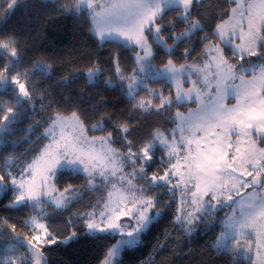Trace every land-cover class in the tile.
I'll list each match as a JSON object with an SVG mask.
<instances>
[{"label": "snow or ice", "instance_id": "6c2138e0", "mask_svg": "<svg viewBox=\"0 0 264 264\" xmlns=\"http://www.w3.org/2000/svg\"><path fill=\"white\" fill-rule=\"evenodd\" d=\"M226 2L235 7L217 11L221 8L219 0L207 7L208 0H74L72 6H56L57 12L86 13L91 24L89 32L97 46H111L107 63L116 80L105 79L104 86L119 87L132 109L141 114L161 113L175 106V127L166 132L154 129L150 139L134 143L128 137L138 125L121 123L117 118L112 130L107 129L105 121H111L114 114L101 117L90 127L85 126L77 111L70 116L57 112L50 117L51 123L44 130L50 142L31 163L14 175L7 166L15 157H4L0 200L8 192L11 199L0 207L32 213L23 223L33 234L22 239L11 225L16 244L0 250V264H15L16 247L28 249L19 257L21 264H48L45 247L70 246L82 240L104 249L99 264H121L123 255L142 243V237L168 207L167 203L159 206V191L147 195L153 189L167 191L173 198L180 190L174 223L186 236L198 232L201 225L206 231L219 225L223 230L210 242L213 249L220 254L235 253L234 259L248 256L250 264H264V63L257 62L264 61V0ZM15 3L16 0L9 3L10 11ZM169 11L177 13L176 19L184 24L182 31L176 32L175 21L164 23ZM214 20L219 22L213 25ZM193 38L203 44L197 62L191 61ZM186 40L189 43L179 51V45ZM19 43L14 35L0 39V59L9 57L0 71V89L12 86L16 101L13 107H5L0 99V111L7 113L0 123V145L8 143L6 136L17 120L15 109L33 99L29 88L35 85L26 87L18 72L16 76L7 75L22 62L16 47ZM122 51L131 52L135 64L127 76L120 64ZM160 51L167 58L157 68L153 60ZM179 60L183 62L177 63ZM52 70L51 64H33V73L50 75ZM104 72V66L94 60L85 72L73 69L71 77H62L60 83L68 86L83 74L90 87L98 86ZM24 75L30 73L26 71ZM149 79H162L165 87L153 89L147 83ZM185 83L191 86L185 88ZM141 91L152 99H138ZM230 96L234 104L227 102ZM189 102L198 107L189 109L185 116L178 108ZM104 103L101 99V106ZM92 110L97 112L99 108ZM88 131L105 134L90 137ZM116 143H122L124 151L113 147ZM158 149L165 155L159 156ZM157 161L166 166L150 172ZM65 173L72 177L83 174L84 190L68 184L61 191L57 181ZM97 189L106 196L92 204L91 211L68 217L66 235L59 236L51 230V214L43 205L64 211L79 202L84 191ZM248 189L251 191L241 196ZM226 207L231 214L221 221L217 212ZM0 220L7 223L3 217ZM249 235L254 240L247 239ZM253 244L255 259L249 255Z\"/></svg>", "mask_w": 264, "mask_h": 264}, {"label": "trees", "instance_id": "16d2710c", "mask_svg": "<svg viewBox=\"0 0 264 264\" xmlns=\"http://www.w3.org/2000/svg\"><path fill=\"white\" fill-rule=\"evenodd\" d=\"M212 2L213 0H208L205 7ZM9 3L11 0H0V39L14 35L19 40L20 43L16 47L22 62L17 66L16 71L9 72L7 75L16 76L18 72L27 87L29 85H35V87L29 88L33 97L32 101L25 103L22 108L15 109L17 120L11 125L8 143L0 147V174H3L5 169L4 157H15L14 161L7 166L10 169L13 166H24L26 162L40 153L47 143L44 130L51 123L50 117H53L57 112L68 116L72 111H77L86 127L97 123L101 117L114 114L111 121H105L107 129L112 130V122L117 118L121 123L138 125L128 137L134 143L150 139V134L154 129L158 128L166 132L175 127L172 123V115L177 110L175 106L161 113L154 111L151 114H141L132 109V103L121 94L119 87L113 89L104 86L105 79L116 80L112 66L107 63L111 46L105 45L103 48L97 46L89 32L91 24L86 13L73 15L56 11V6H72L74 0H55V4L52 3V0H16L11 11L8 8ZM219 3L221 8L217 11L235 7L234 4L226 2V0H219ZM176 16L175 11H169L164 18V23L175 21L176 32H180L183 30L184 24L177 20ZM224 18L227 19L226 16ZM218 22L219 20H214L213 25ZM164 35L167 37L169 33L166 31ZM199 35L202 36L203 32ZM190 42L195 48V51L191 53V61L197 62L203 44L195 38ZM168 43L171 44L172 41L169 39ZM188 43L187 40L181 43L179 51H183ZM178 55L179 52H177ZM166 58L163 51H160L153 61L156 66L162 67L163 60ZM175 58L173 57V59ZM8 59L7 55L0 59V71ZM94 60L99 61L105 68L104 75L99 78L98 86L90 87L83 74L68 86L60 83L62 77H71L73 69L85 72L93 66ZM36 61L51 64L53 66L52 73L50 75H44L39 71L33 73V64ZM181 62L183 61H177V63ZM257 62L264 63V61ZM120 64L126 74H131L132 68L135 67L131 52L122 51ZM26 71L30 75L25 76ZM148 81L149 87L153 89L165 87V81L162 79L159 82L152 79ZM45 89L48 91L45 92ZM12 93V89L4 91L0 89V99L5 102V107H13L16 104ZM42 96L43 99H41ZM66 97L69 98L67 101ZM137 98L152 99L144 91H141ZM101 99L106 101L102 106ZM153 103H159V101L153 100ZM50 104L51 106H49ZM197 106V103L190 102L180 106L178 110L179 112H188L189 109H194ZM94 107L99 108V111L93 112ZM6 114V112L0 111V123H3L2 117ZM89 133L92 135L105 134L102 131H89ZM114 146L124 151L122 143H116ZM158 155L164 156L165 154L158 149ZM165 166L157 161L150 171ZM68 184L83 191L86 180L83 174L72 177L65 173L57 181V187L63 190ZM158 191L160 192L159 206L164 207L167 203L168 207L164 208L158 221L143 236L142 243L123 255L121 264H250L247 257L240 256L234 259L235 253L220 254L210 246V242H213L215 236H218L223 230L219 225L214 226L211 231H206L201 225L198 232L191 237L186 236L174 223V215L180 203V190L177 189L174 198L167 191L158 189L150 190V193L156 195ZM105 196L106 193L102 189L84 191L83 198L79 202H73L71 207L64 211L54 210L52 206L44 205L47 212L51 214L48 221L52 225L51 230L56 231L59 236L66 235L65 220L76 212L90 211V206ZM10 199L11 192H8L4 195L3 200H0V205L7 203ZM225 213V210H221L218 216L219 220L222 221ZM31 214L27 209L9 211L0 207V217L7 221L5 224L3 220H0V229H6L0 232V250L16 244L11 232V225H15L16 235L20 238L32 236V230L23 223ZM209 219L211 218L209 217ZM73 227L79 228L80 225L74 224ZM112 242L114 243V240ZM27 251L28 249L25 247H16L13 253L15 264H21L19 257ZM43 251L47 256L48 264H99L103 258L104 249L99 244L82 240L70 246L57 244L45 247ZM4 255L6 256L7 253Z\"/></svg>", "mask_w": 264, "mask_h": 264}, {"label": "rangeland", "instance_id": "374dc122", "mask_svg": "<svg viewBox=\"0 0 264 264\" xmlns=\"http://www.w3.org/2000/svg\"><path fill=\"white\" fill-rule=\"evenodd\" d=\"M153 63H154V61H153ZM155 64V63H154ZM157 68H160V67H158L157 66ZM124 74L127 76V75H130V74H126L125 72H124ZM19 78V80H20V82L21 83H24L25 84V86L27 87V85H26V83L20 78V77H18ZM192 79H196V76H193L192 77ZM149 81H147V83H148ZM191 85L190 84H188V83H185V85H184V87L185 88H188V87H190ZM9 89H12V86H8L7 87V89L6 90H9ZM1 90H3L4 91V89H1ZM13 90V89H12ZM190 103V102H189ZM198 107V106H197ZM196 107V108H197ZM196 108H194V109H196ZM189 112V111H188ZM188 112H181V113H183L185 116H187L188 115ZM68 116H70V115H68ZM88 136H102V135H104L103 133H101V134H94V135H92V134H90L89 133V131H88ZM8 138H9V136H8V134H7V136H6V139H7V141H8ZM234 139V138H233ZM50 141H49V139L47 138V143L46 144H48ZM1 146H3V145H0V147ZM113 147H115L114 145H113ZM181 151L183 152L184 150L183 149H181ZM40 154V153H39ZM38 154V155H39ZM37 155V156H38ZM36 157V156H35ZM32 162V159L30 160V161H28V162H26L25 163V165L24 166H13V167H10V171L15 175L18 171H20V170H22V169H24L25 167H26V165L27 164H29V163H31ZM182 163H183V161H181ZM150 171V170H149ZM151 172V171H150ZM173 183H175V181H173ZM62 191V190H61ZM249 191H251L250 189H248V190H244V191H242L241 192V196H245V194H246V192H249ZM147 195H149V196H152V194L150 193V190L148 191V193H147ZM235 199H237V200H239L240 199V197H234ZM184 199H187V197H184ZM180 200H181V194H180ZM180 204V203H179ZM43 207L45 208V206L43 205ZM129 207H131V205H129ZM185 207H187V205H185ZM234 207H235V205H234ZM46 210V209H45ZM223 210H225L226 211V213H225V216L226 215H230L231 214V209L230 208H223ZM47 211V210H46ZM91 211V210H90ZM220 213H221V210H219L218 212H217V216H219L220 215ZM225 216L222 218V220H224L225 219ZM125 219H127V218H125ZM247 239H249V240H254V236L253 235H249L248 237H247ZM142 241H143V237H142ZM254 250H255V244H253V253H250L249 255L251 256V259H255V256H254ZM247 258H249L248 256H246Z\"/></svg>", "mask_w": 264, "mask_h": 264}, {"label": "crops", "instance_id": "0c3cea01", "mask_svg": "<svg viewBox=\"0 0 264 264\" xmlns=\"http://www.w3.org/2000/svg\"><path fill=\"white\" fill-rule=\"evenodd\" d=\"M237 42H239V41L237 40ZM227 102H228L229 104H234V103H235V100L232 99L231 96H230ZM242 256H243V255H242ZM244 257H246V256H244Z\"/></svg>", "mask_w": 264, "mask_h": 264}]
</instances>
